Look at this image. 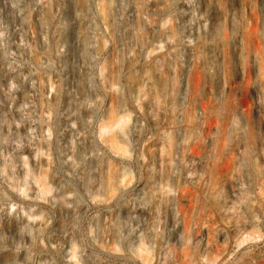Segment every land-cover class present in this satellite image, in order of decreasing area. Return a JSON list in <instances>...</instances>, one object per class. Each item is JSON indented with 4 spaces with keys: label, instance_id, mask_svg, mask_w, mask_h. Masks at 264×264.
Wrapping results in <instances>:
<instances>
[{
    "label": "rangeland",
    "instance_id": "374dc122",
    "mask_svg": "<svg viewBox=\"0 0 264 264\" xmlns=\"http://www.w3.org/2000/svg\"><path fill=\"white\" fill-rule=\"evenodd\" d=\"M0 264H264V0H0Z\"/></svg>",
    "mask_w": 264,
    "mask_h": 264
}]
</instances>
